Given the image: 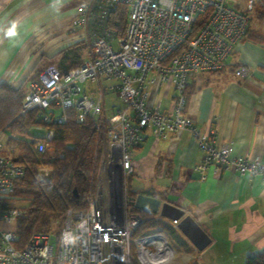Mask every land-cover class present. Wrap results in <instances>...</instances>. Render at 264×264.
Segmentation results:
<instances>
[{"label": "built area", "instance_id": "obj_1", "mask_svg": "<svg viewBox=\"0 0 264 264\" xmlns=\"http://www.w3.org/2000/svg\"><path fill=\"white\" fill-rule=\"evenodd\" d=\"M256 2L247 0L242 8L234 0H85L75 8L71 30L88 44L86 57L65 71L54 65L41 69L28 84L21 113L36 111L41 123H62L65 111L73 109L76 121L89 118L97 131L102 130L100 167L108 179L106 201L92 195L84 213L67 211L57 235L35 232L17 247L16 223L22 209L12 202L23 166L3 153L0 139V264H125L132 242L136 251L154 244L158 232L131 238L140 219L127 211L122 189L123 178L134 173L135 150L148 133L162 138L191 129L203 153L193 166L201 181L210 167L264 175V163L238 154L228 144L217 145L215 127L201 135L185 111L190 77L225 66L246 33L248 10ZM120 4L126 15L119 35L109 19ZM248 73L244 65L235 70L240 77ZM165 83L172 87L170 106L160 109L152 95ZM110 95L118 103L112 102L108 115L104 108ZM35 128L44 134L31 138L34 147L49 149L53 131L42 124Z\"/></svg>", "mask_w": 264, "mask_h": 264}, {"label": "crops", "instance_id": "obj_2", "mask_svg": "<svg viewBox=\"0 0 264 264\" xmlns=\"http://www.w3.org/2000/svg\"><path fill=\"white\" fill-rule=\"evenodd\" d=\"M84 1L0 0V82L27 89L44 67L61 69L71 56L66 49L76 43L84 46L83 60L88 44L74 36L71 19ZM252 27L261 28L262 41L241 40L223 68L190 77L185 111L201 135L215 127L217 145L264 163V25ZM241 65L247 76L235 75ZM171 95L172 87L162 84L153 90V104L166 109ZM202 157L189 128L162 138L148 133L136 148L132 177L138 174L144 184L136 189L183 208L208 238L198 249L178 221L158 216L167 227L152 230L160 237L138 249L140 264H244L264 251V175L210 167L201 181L193 166Z\"/></svg>", "mask_w": 264, "mask_h": 264}, {"label": "trees", "instance_id": "obj_3", "mask_svg": "<svg viewBox=\"0 0 264 264\" xmlns=\"http://www.w3.org/2000/svg\"><path fill=\"white\" fill-rule=\"evenodd\" d=\"M125 15L126 7L123 4L118 5L110 15L109 26L119 35L123 31ZM256 18L264 25V8ZM245 39L262 41L261 28H253L249 23L242 40ZM81 43L66 49L71 56L61 62V71L80 65L82 58L79 51L84 48ZM190 90L186 87V97L190 95ZM25 91L24 85L15 88L0 82V139L6 136L8 144L17 143L19 153L10 157L23 166V174L15 181V197L27 203L16 223V246L19 248L33 233L48 232L53 224L63 221L68 210L82 213L87 210L89 198L93 195L97 162L104 147L102 130L97 131L89 118L83 122L76 121L73 109L65 111L67 118L62 123H41L36 111L22 114L21 103ZM41 124L53 131L51 140L47 142L50 148L44 151H38L31 140L33 137L41 138L42 135L29 132L30 129L43 131L35 128ZM42 169L46 170L45 174ZM131 179L132 174L126 181V209L130 214L133 212L140 216L131 238L136 239L149 231L166 228L167 224L158 215L134 207L138 193H149L132 188ZM74 189L76 195L73 194ZM59 225H55V235L59 233ZM125 264H140L134 242L130 245ZM244 264H264V251L248 255Z\"/></svg>", "mask_w": 264, "mask_h": 264}, {"label": "rangeland", "instance_id": "obj_4", "mask_svg": "<svg viewBox=\"0 0 264 264\" xmlns=\"http://www.w3.org/2000/svg\"><path fill=\"white\" fill-rule=\"evenodd\" d=\"M234 4L237 7L245 8L247 5V0H234ZM263 8H264V4L262 3V0H257V2L252 5L251 9L248 10L249 23L251 26H255V27L260 26L261 27V22L256 18V16L258 15L259 11L262 10ZM86 45L87 44H85V46ZM105 101H106V105H105L104 111L106 112V114L109 115L110 106H111V104H113L112 102L115 101L116 103H118V99L116 97H114V95H112V96L110 95V96L105 98ZM29 132L32 134L36 133L38 135L44 134V131H35L34 129H30ZM1 141L3 142V145H4L3 153H6L9 156H16L19 153V147H18L16 142H11L10 144H8L6 136L2 137ZM100 160H101V157L98 159V162H97V175H96V179H95L93 196L99 195V196H101L102 201L105 202L106 196H107V191H108V179H107V174H106L105 168H103L102 166L100 167V164H101ZM122 181H123V183H122L123 193L126 196L127 177L123 178ZM143 185L144 184H143L140 176L138 174L133 175V177L131 179L132 188L136 189V188H139ZM12 203H13L12 205H15L16 207H19L21 209L26 208V205H27L25 200L20 198V197H18V199L16 198ZM131 214L140 218V216L137 213L132 212ZM56 224H60L58 226V230H60V228L63 224V221H61L60 223L58 222V223L53 224V226L50 228V230L48 232L54 233L56 230L55 229Z\"/></svg>", "mask_w": 264, "mask_h": 264}, {"label": "water", "instance_id": "obj_5", "mask_svg": "<svg viewBox=\"0 0 264 264\" xmlns=\"http://www.w3.org/2000/svg\"><path fill=\"white\" fill-rule=\"evenodd\" d=\"M120 190L119 185H117L116 191L118 197L120 196ZM73 194L76 195L75 189ZM134 207L147 213L178 221L177 228L198 249H202L208 243L206 235L195 226V222L185 213L184 209L171 202L161 201L159 198L149 194L138 193L134 199Z\"/></svg>", "mask_w": 264, "mask_h": 264}, {"label": "bare ground", "instance_id": "obj_6", "mask_svg": "<svg viewBox=\"0 0 264 264\" xmlns=\"http://www.w3.org/2000/svg\"><path fill=\"white\" fill-rule=\"evenodd\" d=\"M162 242H163V240H162ZM164 243V242H163Z\"/></svg>", "mask_w": 264, "mask_h": 264}]
</instances>
